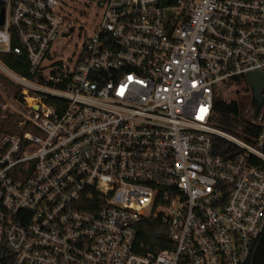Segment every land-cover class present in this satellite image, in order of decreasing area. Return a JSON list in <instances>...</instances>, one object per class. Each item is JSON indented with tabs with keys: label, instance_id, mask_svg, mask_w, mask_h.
<instances>
[{
	"label": "built area",
	"instance_id": "1",
	"mask_svg": "<svg viewBox=\"0 0 264 264\" xmlns=\"http://www.w3.org/2000/svg\"><path fill=\"white\" fill-rule=\"evenodd\" d=\"M0 2V54L31 76L0 58L27 110L0 134V264H255L264 86L247 139L214 119L220 89L264 76V0Z\"/></svg>",
	"mask_w": 264,
	"mask_h": 264
},
{
	"label": "trees",
	"instance_id": "2",
	"mask_svg": "<svg viewBox=\"0 0 264 264\" xmlns=\"http://www.w3.org/2000/svg\"><path fill=\"white\" fill-rule=\"evenodd\" d=\"M3 5L0 2V10ZM15 45V44H14ZM1 60L14 72L25 76L31 77L27 66L22 62L21 58L14 54H0ZM243 85L248 86L247 81ZM239 99L226 102L221 99H217L215 102V119L214 123L217 127L232 133L238 137L247 139L248 133L253 129L251 125L244 118L247 110L253 106V98L249 91V88L245 93H240ZM2 98L0 96V104ZM248 107V108H247ZM20 122V121H19ZM19 129L17 124L11 121L9 118H4L2 108L0 105V134L2 133H18ZM220 146L219 152L226 154L228 150H231L230 143L219 140ZM162 238L167 239V232L157 220H146L140 226V240L153 248L166 247V243ZM255 264H264V234L261 237L260 247L257 253Z\"/></svg>",
	"mask_w": 264,
	"mask_h": 264
},
{
	"label": "rangeland",
	"instance_id": "3",
	"mask_svg": "<svg viewBox=\"0 0 264 264\" xmlns=\"http://www.w3.org/2000/svg\"><path fill=\"white\" fill-rule=\"evenodd\" d=\"M79 3H76V10L78 9ZM81 33L76 31L73 35V41L70 44L71 47H74L76 44L81 47L82 44V38H79V35ZM83 35V34H82ZM237 91L236 87H232L229 92H225L224 90H219V99L231 102L232 100L239 99L240 93H245L248 89V86L241 85L238 88ZM0 96L2 98L1 101V108L4 115V118H9L11 121L15 122L16 124L25 119V116L27 115V110L25 107V103L21 99V94L19 91V87L13 83L11 80H9L7 77H5L3 74L0 73ZM248 108V107H247ZM247 110L246 112H248ZM245 112V113H246Z\"/></svg>",
	"mask_w": 264,
	"mask_h": 264
},
{
	"label": "water",
	"instance_id": "4",
	"mask_svg": "<svg viewBox=\"0 0 264 264\" xmlns=\"http://www.w3.org/2000/svg\"><path fill=\"white\" fill-rule=\"evenodd\" d=\"M5 21V10L2 11L0 15V26L4 24ZM74 30L72 29L71 32ZM248 83L252 90L253 104L259 108L262 104V89L264 86V76L260 74H252L248 78Z\"/></svg>",
	"mask_w": 264,
	"mask_h": 264
}]
</instances>
